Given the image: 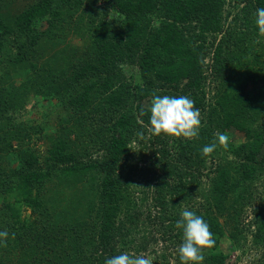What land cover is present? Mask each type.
I'll return each instance as SVG.
<instances>
[{
    "label": "trees",
    "instance_id": "16d2710c",
    "mask_svg": "<svg viewBox=\"0 0 264 264\" xmlns=\"http://www.w3.org/2000/svg\"><path fill=\"white\" fill-rule=\"evenodd\" d=\"M261 7L264 0H0V231L9 233L0 264H105L146 251L152 264H181L176 222L185 208L216 240L203 264H229L223 237L231 251L249 242L264 252ZM127 62L137 78L126 76ZM17 69L28 71L20 83ZM153 93L192 99L199 137L149 133L144 101ZM34 94L53 101L51 118H24ZM47 128L39 151L32 138ZM217 133L228 135L227 150L217 141L203 156Z\"/></svg>",
    "mask_w": 264,
    "mask_h": 264
},
{
    "label": "clouds",
    "instance_id": "9594fccd",
    "mask_svg": "<svg viewBox=\"0 0 264 264\" xmlns=\"http://www.w3.org/2000/svg\"><path fill=\"white\" fill-rule=\"evenodd\" d=\"M255 24L258 26L259 34L264 36V7L257 8L255 13ZM150 126L148 132L154 136L162 134L175 138L195 139L200 135L202 116L195 102L188 96L157 95L153 93L151 107L149 109ZM141 115L144 110L141 109ZM137 135L143 139L144 133ZM220 146L227 150L229 137L225 133H217V140L202 149L203 156H210ZM181 219L176 222V228L183 233V242L178 247V255L181 264H203L205 249L215 247L216 240L210 225L195 211L184 209L180 213ZM9 233L7 230L0 231V243L7 246ZM15 238V234H12ZM105 264H152V259L144 254L124 252L123 254L106 259Z\"/></svg>",
    "mask_w": 264,
    "mask_h": 264
},
{
    "label": "rangeland",
    "instance_id": "374dc122",
    "mask_svg": "<svg viewBox=\"0 0 264 264\" xmlns=\"http://www.w3.org/2000/svg\"><path fill=\"white\" fill-rule=\"evenodd\" d=\"M111 15L113 16H119V13L114 11V10H110ZM72 40V37H71ZM73 43L75 44H80L82 41L79 38H75L72 40ZM209 57H206V63H208ZM123 68L125 69V73L126 76H128L129 78H137L138 76V69L134 64H128V62L125 64V66H123ZM210 69V68H209ZM207 72V80L204 84V88L207 91V98L210 99V95H212L214 93V89L212 88V86H215V78L214 75L211 74V71H205V73ZM28 74L27 70H15L12 72V77L15 79L16 83H20L21 81H23V79L25 78V76ZM151 97H148L145 99V104L147 107H151ZM53 106V101L52 100H46L43 99L41 97V95H30L29 101L27 103L26 108L22 111V114L24 115V118L28 119V120H33L35 122H39L42 121L43 119H47V118H51V116L46 118L45 113L48 112ZM59 114H61V112H59ZM48 121V120H47ZM54 121V119H51L49 121V125L51 126V123ZM230 138L234 141V142H239L242 140V137L240 135L239 132L235 131L234 129H232L230 131ZM53 133L52 128H47L46 131H44L42 133V135H35L33 136L34 138H32V141L36 147V149H38L39 151H43V149L45 148L47 142H49V140L51 138H48L50 136V134ZM47 135V136H46ZM264 153V146L261 149V154ZM218 160V159H217ZM18 161L17 159L14 157V155H9V157L6 159L5 164L7 165L8 168H15V166L17 165ZM208 163L209 164H213L216 163V158H209L208 159ZM196 199L198 201H202L203 200V196L201 193H198L195 195ZM247 217V216H246ZM154 244V243H153ZM151 245L150 250L151 249H161L162 248V242H159L158 244H154ZM220 249L223 250L226 253H229L230 255V260H229V264H257L259 263L261 260H263V249L260 245L258 246H253L251 243H247L244 247H237L234 250L231 251V243L230 241L223 237L220 240ZM141 254H144L146 257H150L152 259V263L155 257V254L153 252H142ZM140 255V254H139Z\"/></svg>",
    "mask_w": 264,
    "mask_h": 264
}]
</instances>
